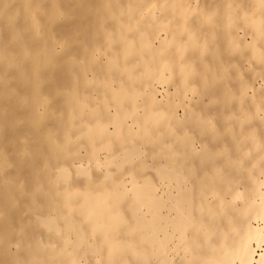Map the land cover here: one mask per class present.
<instances>
[{"label": "bare ground", "instance_id": "bare-ground-1", "mask_svg": "<svg viewBox=\"0 0 264 264\" xmlns=\"http://www.w3.org/2000/svg\"><path fill=\"white\" fill-rule=\"evenodd\" d=\"M263 23L264 0H0V264H264Z\"/></svg>", "mask_w": 264, "mask_h": 264}, {"label": "rangeland", "instance_id": "rangeland-1", "mask_svg": "<svg viewBox=\"0 0 264 264\" xmlns=\"http://www.w3.org/2000/svg\"><path fill=\"white\" fill-rule=\"evenodd\" d=\"M220 17H223V16H220ZM262 25H264V23ZM217 28L221 32L218 35V39L219 40H217V41H220L222 47H227L228 45L225 43L227 41L226 40V35L223 34V32L225 30L224 24L223 23L222 24L219 23V26ZM239 31H241V30H239ZM242 50H243V46L242 47H238L235 50L234 57H236L237 59H240V54H241ZM227 58H228V56H226V58L224 59L225 62H226ZM208 61H209V59L207 57H204V56L199 57V56H197V57H195L193 59V63L191 65L197 67V66H200V65H205ZM224 61H217V60H214V59L211 60L212 70L215 69L214 71H218L220 74L221 73L224 74L225 72H227L228 70H226V63ZM242 63H244L245 66L249 67V62H247L245 60L244 61L242 60ZM210 81H211V79H208V80H206V83L209 84ZM139 98H141V97H139ZM151 162H153L152 159H151Z\"/></svg>", "mask_w": 264, "mask_h": 264}]
</instances>
